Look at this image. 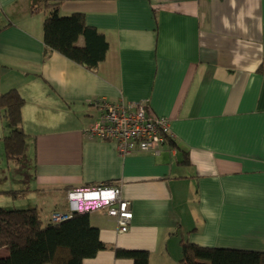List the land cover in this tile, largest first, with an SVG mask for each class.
I'll list each match as a JSON object with an SVG mask.
<instances>
[{
    "label": "crops",
    "instance_id": "crops-1",
    "mask_svg": "<svg viewBox=\"0 0 264 264\" xmlns=\"http://www.w3.org/2000/svg\"><path fill=\"white\" fill-rule=\"evenodd\" d=\"M46 1L104 35L96 70L44 54L46 15L32 10ZM13 89L27 137L0 191L25 194L1 205L49 219L67 214L68 191L112 184L133 218L119 233L104 209L90 212L108 247L146 251L151 264H178L181 239L264 252V0H0V94ZM99 100L146 104L173 146L121 157L89 139ZM83 264L132 263L106 249Z\"/></svg>",
    "mask_w": 264,
    "mask_h": 264
},
{
    "label": "trees",
    "instance_id": "trees-1",
    "mask_svg": "<svg viewBox=\"0 0 264 264\" xmlns=\"http://www.w3.org/2000/svg\"><path fill=\"white\" fill-rule=\"evenodd\" d=\"M58 5V2L46 1L41 8L32 10V13L40 11L46 15L42 24L44 54L56 52L87 70H96L108 52L104 35L87 26L81 13L60 16ZM24 104L15 89L0 94V112L8 130V135L2 139V151L8 164L20 161L24 154L27 136L20 129ZM165 140L164 144L173 146L172 137L166 136ZM182 164H188L187 157ZM24 194L0 191V203L2 199L18 201ZM1 204L0 252L5 251L7 255H0V264H83L106 249H112L116 259L151 264L146 251L111 248L101 242L99 230L90 221L91 211L72 213L71 218L57 222L51 216L44 223L38 208L16 209ZM180 247L178 264H264V252L200 247L185 239H181Z\"/></svg>",
    "mask_w": 264,
    "mask_h": 264
},
{
    "label": "built area",
    "instance_id": "built-area-1",
    "mask_svg": "<svg viewBox=\"0 0 264 264\" xmlns=\"http://www.w3.org/2000/svg\"><path fill=\"white\" fill-rule=\"evenodd\" d=\"M93 106L101 114L84 134L89 139L115 143L121 157L133 152L158 155L165 137H171L168 120L149 113L144 103L111 104L99 100ZM67 206L68 215L56 213L52 220L57 222L71 218L72 213L104 209L106 215L115 219L118 232L125 233L133 218L131 204L122 198L119 187L100 185L69 191Z\"/></svg>",
    "mask_w": 264,
    "mask_h": 264
},
{
    "label": "rangeland",
    "instance_id": "rangeland-1",
    "mask_svg": "<svg viewBox=\"0 0 264 264\" xmlns=\"http://www.w3.org/2000/svg\"><path fill=\"white\" fill-rule=\"evenodd\" d=\"M43 13H41V15H42ZM2 125H3V127H4V123L2 122ZM0 129H1V124H0ZM8 135V132H7V134H6V136ZM2 148H3V145H2V140H0V150L2 151ZM12 164V163H11ZM7 165H8V163L5 161V159H4V155H3V151H2V155H1V157H0V170L2 171V175H3V177L2 178H8L7 176H10V170H11V168H9V170H8V167H7ZM10 167H11V165H10ZM0 171V172H1ZM4 172H6V174H4ZM4 180V179H3ZM38 196V195H37ZM4 205V204H3ZM17 209H20V208H17ZM48 210L46 209L44 212H42V214H41V219H42V221L44 222V223H47L49 220H48ZM0 255L1 256H6L7 254H6V252L5 251H1L0 252Z\"/></svg>",
    "mask_w": 264,
    "mask_h": 264
}]
</instances>
